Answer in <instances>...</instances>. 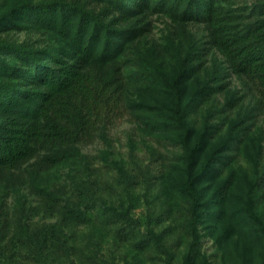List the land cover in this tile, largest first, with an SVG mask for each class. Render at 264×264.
Segmentation results:
<instances>
[{
  "label": "trees",
  "instance_id": "16d2710c",
  "mask_svg": "<svg viewBox=\"0 0 264 264\" xmlns=\"http://www.w3.org/2000/svg\"><path fill=\"white\" fill-rule=\"evenodd\" d=\"M5 1L0 8V174L41 151L50 166L85 157L79 144L93 140L121 106L125 67L133 53L138 77L157 81L167 100L161 117L153 118L154 127L181 146L175 186L183 200L178 205L181 233L188 238L181 264H211L201 249L207 234L202 227L210 220L221 225L224 236L228 220L236 219L264 244V214L258 205L264 175L247 176L244 203L228 206L235 185L233 163L251 130L250 114H228L240 100L230 79L237 75L257 83L264 105V0L244 6H237V0ZM155 14L181 24L178 39L170 40L173 62L167 71L154 53L138 46ZM23 31L46 38L21 42L10 36ZM221 94L224 106L204 108ZM214 116L221 120L213 121ZM132 160L133 168L119 167L115 184H107L110 191L117 187L130 195L142 183L148 193L154 188L153 169ZM35 186L56 220L12 218L0 207V264H65L75 250L69 229L89 224L97 211L119 239L134 240L141 250L154 247L167 264H174L170 228L156 229L170 214L167 201L160 214H148L143 230L145 222L129 208L108 204L106 188L96 179H73L63 197Z\"/></svg>",
  "mask_w": 264,
  "mask_h": 264
},
{
  "label": "rangeland",
  "instance_id": "374dc122",
  "mask_svg": "<svg viewBox=\"0 0 264 264\" xmlns=\"http://www.w3.org/2000/svg\"><path fill=\"white\" fill-rule=\"evenodd\" d=\"M254 1L237 0L236 3L237 6H244L252 5ZM6 4L7 1L0 0V8ZM151 23V31L138 42V46L154 53L158 64L167 71L173 62L169 51L170 40L178 39L181 24L160 14L152 15ZM190 28L201 32L205 29L204 26L192 25ZM10 36L21 42L46 38L41 33L27 31L13 32ZM129 54L134 59L125 67L121 106L111 119L100 125L93 140L79 144L85 157L50 166L42 161L45 151H41L38 156L11 173L0 174V207L12 218L24 215L35 222H52L56 217L44 203L35 184L63 197L70 192L73 179H96L106 188L104 194L108 204L129 208L134 216L143 219L145 230L148 214H160L161 204L167 201L171 205L170 214L164 215L163 220L156 224V229L170 228L167 241L176 253L173 262L181 264L188 250V238L181 233L178 209L179 202L183 200L175 186L182 165L178 159L181 146L168 133L154 127L153 118L159 119L162 111L167 109L163 88L155 80L138 77L136 72L140 67L135 62L137 57L133 53ZM230 87L240 100L235 109L228 110L229 116L235 117L239 110L251 115L248 119L251 124L250 134L245 137L233 163L235 185L232 203L228 205L233 208L244 203L243 197L248 190L247 176L255 178L258 174L264 175V105L260 102L259 85L248 78L234 75L230 79ZM224 104L225 95L221 94L204 108H221ZM215 116L213 121L221 120ZM198 118L201 119L200 116ZM134 157L155 172L157 178L154 179V188L148 193L146 184L142 183L130 195L117 187L110 191L107 184H115L120 166L133 168ZM163 186L165 189L161 190ZM258 205L264 214V187L260 190ZM228 225V232L222 236L221 225L211 220L204 223L202 229L207 234L201 249L208 256L209 262L261 264L264 244L238 220L230 218ZM69 233L75 250L70 258L64 259L65 264H167L165 255L156 248L141 250L136 247L134 240L119 239L114 229L104 223L98 211L89 224L71 228Z\"/></svg>",
  "mask_w": 264,
  "mask_h": 264
}]
</instances>
